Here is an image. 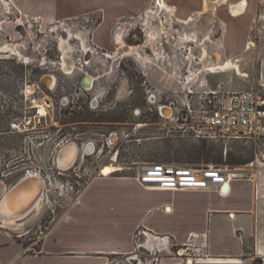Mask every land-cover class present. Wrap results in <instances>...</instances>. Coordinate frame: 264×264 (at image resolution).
<instances>
[{"label": "rangeland", "instance_id": "obj_1", "mask_svg": "<svg viewBox=\"0 0 264 264\" xmlns=\"http://www.w3.org/2000/svg\"><path fill=\"white\" fill-rule=\"evenodd\" d=\"M160 1L135 0V14L108 19L102 28L100 13L54 23L32 20V26L22 20L24 27L18 29L24 39L19 43H25L23 56L32 62L0 60V86H6L14 106H23L24 112L29 113L26 107L35 100L51 107L50 115L36 119L38 128L27 131L22 126L21 132L8 136L9 152L0 166L7 189L28 171L46 179L41 211L16 229H7L15 233L16 243L37 248L41 230L54 225L93 176L115 164L109 163L115 153L121 170L112 174L127 176H134L142 164L214 166L236 173L254 172L264 162L261 141L210 139L196 132L202 130L203 111L210 108L213 93L228 98L254 90L264 97V86L258 81L264 55L262 24L234 25L229 17L211 16L212 2L205 1L206 16L201 17L195 0H162L165 7ZM13 21L10 26L16 27L21 20ZM62 44L68 49L67 60L74 64L71 73L63 68ZM84 50L92 53L87 65L82 61ZM45 73L55 75L57 84L51 86L55 89L41 81ZM86 79L93 88H88ZM63 97L68 101L63 102ZM164 106L172 109L164 112L166 117L159 114ZM112 133L121 138L115 149L108 143ZM69 141L85 148L75 165L78 171L81 168V177L62 176L56 166L61 147ZM87 143L96 144L94 154L87 152ZM194 146H206L210 160L192 159L193 152L188 151ZM49 200L52 205L46 210Z\"/></svg>", "mask_w": 264, "mask_h": 264}, {"label": "crops", "instance_id": "obj_2", "mask_svg": "<svg viewBox=\"0 0 264 264\" xmlns=\"http://www.w3.org/2000/svg\"><path fill=\"white\" fill-rule=\"evenodd\" d=\"M8 1L23 18L42 23L100 13L102 28L108 19L135 14V0ZM205 1L212 2L211 16L264 28V0H195L198 16H206ZM258 81L264 86V55ZM7 190L0 179V200ZM5 228L0 223V264H120L122 257L137 255L143 242L157 260L168 237L177 246H192L195 264H264V166L236 174L226 193L221 187L159 190L134 176L97 174L37 248L16 243L15 233ZM183 262L160 259L155 264Z\"/></svg>", "mask_w": 264, "mask_h": 264}, {"label": "built area", "instance_id": "obj_3", "mask_svg": "<svg viewBox=\"0 0 264 264\" xmlns=\"http://www.w3.org/2000/svg\"><path fill=\"white\" fill-rule=\"evenodd\" d=\"M213 94L214 99L209 100L210 108L203 111V121L200 123L202 130H196L199 134L198 137L205 133L203 137L210 139L261 141L264 143V97L259 92L254 90L236 92L227 99L217 97L216 93ZM262 159L264 161V153H262ZM113 160L114 162L111 159L109 163L116 164L118 157L115 156ZM261 164L264 165V162ZM58 170L62 176L72 173V176L81 177V168L78 171L75 169V165L69 170ZM99 174L106 176L102 172ZM235 175L234 172L231 179ZM134 177L142 185L159 190L209 189L215 187L223 189L225 184L231 180L228 178V171L214 166L197 168L189 165L162 163L142 164L138 167ZM42 179L46 182V179L43 177Z\"/></svg>", "mask_w": 264, "mask_h": 264}, {"label": "flooded vegetation", "instance_id": "obj_4", "mask_svg": "<svg viewBox=\"0 0 264 264\" xmlns=\"http://www.w3.org/2000/svg\"><path fill=\"white\" fill-rule=\"evenodd\" d=\"M8 0H6V2H4L3 0H0V60H7V59H14L16 60L18 63L24 64V65H28L29 63H31L32 58H28L23 56L22 53V49L24 51V49H27V46L24 45L25 43H19L21 39H24L21 30L18 29L19 27H24V23L22 20H24L27 23H30L29 26L31 25V21L34 19H29V18H23V16L20 15L19 11L17 12V10L15 9V7L13 6V4L11 2H9L8 4ZM7 6L10 7V10H8ZM8 19H10V21H8ZM12 19V21H11ZM16 19V23L19 22L17 20H21L20 23H18V25L16 27H12L10 26V24H13V20ZM37 21V20H35ZM5 23L4 27L3 24ZM7 24H9V27L7 26ZM8 44V45H6ZM10 52V53H9ZM14 52V53H13ZM85 54L84 57L82 59L83 63L85 65L89 64L92 61V53L89 51L87 53L86 50H84ZM8 54H12L14 55V57H7ZM65 55V52H64ZM68 55V53H67ZM64 56L63 58V68L67 73H71V64H73V62H69L67 60L68 56ZM90 56V57H89ZM44 59V58H43ZM44 61V60H43ZM43 64H55V62L50 61L47 62L45 61L42 62ZM42 64V65H43ZM59 65L61 66V63H59ZM74 66V64H73ZM62 69V66H61ZM63 70V69H62ZM63 70V71H64ZM6 74L3 75V77L6 78ZM55 75L54 74H50V73H45L41 76V81L45 83V85L50 88V90L55 89V86L57 84V79L55 81V78L52 77ZM89 79V78H88ZM86 79V83L88 84V88H93V83L89 86V83L87 82ZM55 83L54 88H51V86H53ZM6 87V86H5ZM0 86V166L1 163L3 162L4 158L6 157L5 153L9 152V147H8V136L12 133L15 132V130H19L18 132H21L20 128L22 126H24L25 128H27L28 130H35L36 128H38L39 126H37L36 124V119H40V118H46L48 115H50L49 112V108L51 107V105L48 102H44V100H39V102L37 100L35 101H31V105L26 107L29 108V113L27 111L24 112L23 110V106L21 109H19L17 106H14V103L12 101V97H9L11 95H9L6 91V88ZM63 102H67L68 101V97H63L62 98ZM42 103V104H40ZM45 106V107H44ZM16 110V111H14ZM47 110V111H46ZM27 112V115H26ZM31 114V115H30ZM46 114V115H45ZM159 114L161 115L160 112V108H159ZM30 115V116H28ZM44 115V116H43ZM26 119H29L28 122L25 123ZM18 122V123H16ZM39 123L41 126L42 125V120H39ZM27 124L29 127H27ZM120 136L118 135V133H112L108 143L110 142V144L112 142L115 141V145L114 148H117L119 143H120ZM76 143L77 146L79 147V153H78V157L77 160L75 162L74 165L77 164V162L79 161L81 155L84 154L85 148H81L80 144L76 141H69L67 143H65L57 157H56V166L58 169H60L57 165V161H58V156L60 154V152L62 151V149L67 146L70 143ZM94 144V153L97 151V146L95 143ZM86 145V144H85ZM88 145V143H87ZM86 145V146H87ZM85 146V147H86ZM3 153V154H2ZM92 153V154H94ZM86 155V154H85ZM115 156H119L118 153H115L114 156H112L111 159H113ZM34 172L28 171L27 174L25 176H32V175H36L33 174ZM24 176V177H25ZM39 176V175H37ZM15 185V184H14ZM52 202L49 200L46 203V210L47 208H50V206ZM65 211V209H64ZM63 215V214H62ZM53 226V224H52ZM51 226V227H52ZM51 227H47L45 230H41L40 234L41 236H45L48 232L49 229H51ZM39 232V231H38ZM41 237V238H42ZM148 245L147 244H143L141 243L140 245L137 246V255H131L129 257H122L121 259L118 260V262L120 264H155V262L158 260H163V259H171V260H184L183 263H176V264H189V259H193L195 260L194 257H192V253L194 252L193 247L192 246H188V245H182V246H177L175 243L172 242L171 237H168V241H167V245L166 247H164V250L161 253V257L157 256V260H155L153 258L154 255H157L152 253L151 257H149V250H148ZM142 248L143 251H140V249ZM166 253H163V252ZM181 251V252H180ZM182 255V256H181ZM153 259V260H152Z\"/></svg>", "mask_w": 264, "mask_h": 264}, {"label": "water", "instance_id": "obj_5", "mask_svg": "<svg viewBox=\"0 0 264 264\" xmlns=\"http://www.w3.org/2000/svg\"><path fill=\"white\" fill-rule=\"evenodd\" d=\"M88 82V80H87ZM89 83V82H88ZM161 115L163 117H166L163 109H160ZM112 145H115V141L111 143ZM93 147L94 148V144L93 143H88L87 147ZM77 144L76 143H70L67 146H65L62 151L60 152L59 156H58V161H57V165L60 169H67L69 168L68 166H66L65 161H66V156L67 154L70 152L69 155V159L72 158L74 156V154H72L71 152L76 151L77 153ZM86 152V151H85ZM87 153V152H86ZM88 154V153H87ZM91 155V154H88ZM76 159V158H75ZM73 165V164H72ZM71 165V166H72ZM70 166V167H71ZM246 172H249L247 170H237L236 174H245ZM37 179L39 181V183H37L36 187H33V191L39 196H43L44 195V183L38 178L37 175H32V176H25L22 179H20L15 185L12 186V188L7 192L6 195H4L2 197V199L0 200V223H2L5 220H11V219H19L20 217H22L24 214L28 213L31 209V207H27L25 205H23L22 207H14L15 209H13V211L9 212V209L11 207L12 202L14 201V199H22L25 196L23 195V192L26 190V185H28L30 179ZM22 191H21V190ZM229 189V183H226L225 186L223 187L222 191L224 193H226ZM21 191V192H20ZM11 196L13 197L11 199ZM29 200L30 204L33 205L35 203V201H37L36 197L29 196V197H25ZM9 207V208H8ZM31 208V209H30ZM23 210V213H21ZM149 257H151V255H149Z\"/></svg>", "mask_w": 264, "mask_h": 264}, {"label": "bare ground", "instance_id": "obj_6", "mask_svg": "<svg viewBox=\"0 0 264 264\" xmlns=\"http://www.w3.org/2000/svg\"><path fill=\"white\" fill-rule=\"evenodd\" d=\"M160 5L162 6V7H165V3H164V1H160ZM246 5V3H244V2H242L241 3V5H240V7H244ZM236 14V13H235ZM62 49H63V51L65 52V56L67 55V53H68V49H67V47L65 46V44H62ZM68 56V55H67ZM90 57V56H89ZM74 69V66H73V64H71V70H73ZM89 82V84L91 85V82L90 81H88ZM164 109H163V112H165V113H171L172 112V109L170 108V107H166V106H164L163 107ZM77 153H76V151H73V152H71L72 154H74V156L72 157V158H68L69 157V155H70V152L67 154V156H66V161H65V164H66V166H68L69 168H67V169H64V170H69L71 167H73L74 166V164H75V162H76V160H77V157H78V153H79V147H77ZM94 151V148L93 147H91V146H89V147H87V152L88 153H92ZM76 158V159H75ZM73 164V165H72ZM260 165H262L261 164V162L259 163ZM72 165V166H71ZM71 166V167H70ZM119 170H121V167H117L116 166V164H112V165H107V166H105L104 168H102L101 170H100V172H102L103 173V175H106V176H110V175H113L112 174V172H115V171H119ZM234 172H231V170H228V178L229 179H231V177H232V174H233ZM34 174V173H33ZM38 178L44 183V181H43V179L40 177V176H38ZM37 183H39V181L37 180V179H30V181H29V183H28V185H26V190L23 192V195L25 196V197H29V196H34V197H36L37 199V201H35V203L33 204V205H31L30 204V202H29V200L27 199V198H22V199H14V201L12 202V204H11V206H9V207H11L10 209H9V212H11V211H13V209H15L14 207H22L23 205H25V206H27V207H31L32 206V209L28 212V213H26V214H24L22 217H20L19 219L17 218V219H11V220H5L4 219V221L2 222L3 223V225L8 229V228H15L16 229V227L18 226V224L19 223H21L22 221H24L25 219H27L31 214H33V213H39L40 211H41V209L43 208V206H44V201H45V193H46V187H45V183H44V195L43 196H41V197H39L34 191H33V187H36V185H37ZM12 188V187H11ZM10 188V189H11ZM10 189H8L7 191H6V193L4 194V195H6L7 194V192L10 190ZM21 190V189H20ZM22 191V190H21ZM20 191V192H21ZM13 197L11 196V199H12ZM8 207V208H9ZM21 213H23V210H22V212ZM181 252V251H180ZM182 256V255H181ZM189 264H195V260H193V259H189Z\"/></svg>", "mask_w": 264, "mask_h": 264}, {"label": "trees", "instance_id": "obj_7", "mask_svg": "<svg viewBox=\"0 0 264 264\" xmlns=\"http://www.w3.org/2000/svg\"><path fill=\"white\" fill-rule=\"evenodd\" d=\"M187 151H188V149H187ZM190 152H193L191 154V158L194 160H195V158L200 159V160L205 159L206 162H208L210 160L209 150L206 146H203V147L194 146V147L190 148V150L188 151V153H190ZM250 162L251 161L243 163V164H248Z\"/></svg>", "mask_w": 264, "mask_h": 264}]
</instances>
